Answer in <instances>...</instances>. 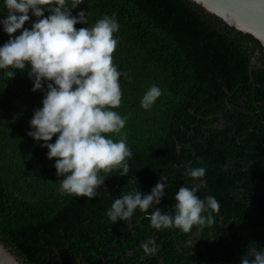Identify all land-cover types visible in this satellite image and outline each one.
<instances>
[{
  "label": "trees",
  "instance_id": "obj_1",
  "mask_svg": "<svg viewBox=\"0 0 264 264\" xmlns=\"http://www.w3.org/2000/svg\"><path fill=\"white\" fill-rule=\"evenodd\" d=\"M2 10L0 19L7 14L0 0ZM69 10L86 12L77 29L104 16L119 23L114 111L127 117L130 171L110 173L91 200L62 195L55 161L27 135L43 92L32 91L27 64L11 80L0 74V242L23 264H158L140 248L148 239L164 264H240L264 248V68L252 66V82L248 74L252 58L264 65L259 42L187 0H81ZM35 19L30 14L24 27ZM8 39L0 26V45ZM153 84L162 94L145 110L140 100ZM186 164L206 169L197 195L219 202L213 224L156 230L139 210L127 221L108 220L120 193L148 194L161 175L159 207L170 210L179 188L192 184Z\"/></svg>",
  "mask_w": 264,
  "mask_h": 264
},
{
  "label": "clouds",
  "instance_id": "obj_2",
  "mask_svg": "<svg viewBox=\"0 0 264 264\" xmlns=\"http://www.w3.org/2000/svg\"><path fill=\"white\" fill-rule=\"evenodd\" d=\"M80 2L2 0L7 14L0 19V26L9 39L0 45V74L11 80L28 65L32 91L43 92V98L42 107L34 110L29 121L27 135L41 142L40 147L47 149V158L55 161L56 175L63 177L60 193L91 200L98 196L97 189L110 173L128 175L132 151L122 131L127 117L114 111L121 104L122 73L112 62L119 23L115 15L104 16L91 28H75L87 22L86 12L73 16L69 10L76 9ZM45 12L49 14L45 16ZM30 14L36 19L26 28ZM17 32L19 35L13 36ZM161 94L160 87L151 85L140 107L150 109ZM54 136L55 141L50 143ZM205 174L204 167L186 164L184 175L192 184L179 188L168 211L159 207L167 187L161 175L148 194L139 188L120 193L105 214L115 223L129 220L139 210L147 213L150 227L156 230H200L214 223V213L220 209L213 195H197L206 183ZM140 248L145 258L153 257L157 251L152 239L142 242ZM240 264H264V248L249 251L240 258Z\"/></svg>",
  "mask_w": 264,
  "mask_h": 264
},
{
  "label": "water",
  "instance_id": "obj_3",
  "mask_svg": "<svg viewBox=\"0 0 264 264\" xmlns=\"http://www.w3.org/2000/svg\"><path fill=\"white\" fill-rule=\"evenodd\" d=\"M206 15L219 19L236 31L250 35L264 50V0H187ZM252 66L264 68L256 58L249 63V81L252 82ZM158 264H164L155 254L151 257ZM0 264H23L0 242Z\"/></svg>",
  "mask_w": 264,
  "mask_h": 264
}]
</instances>
